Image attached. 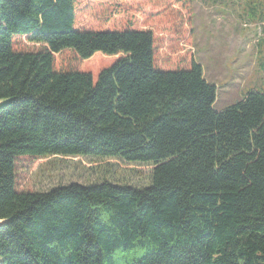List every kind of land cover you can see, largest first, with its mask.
<instances>
[{
  "label": "trees",
  "instance_id": "trees-1",
  "mask_svg": "<svg viewBox=\"0 0 264 264\" xmlns=\"http://www.w3.org/2000/svg\"><path fill=\"white\" fill-rule=\"evenodd\" d=\"M168 1L147 28L122 0H0V264H264V93L215 110L189 52L157 66L161 10L190 17ZM63 50L88 69L56 70ZM49 155L149 163L151 185L17 190V157Z\"/></svg>",
  "mask_w": 264,
  "mask_h": 264
},
{
  "label": "rangeland",
  "instance_id": "rangeland-1",
  "mask_svg": "<svg viewBox=\"0 0 264 264\" xmlns=\"http://www.w3.org/2000/svg\"><path fill=\"white\" fill-rule=\"evenodd\" d=\"M87 1L78 0V3ZM121 3L133 11L122 25L138 27V21H143L141 26L156 27L154 17H148L154 10L146 0H122ZM161 11H165L164 16L158 20L163 27L165 25V31L160 32L162 44L156 47L157 66L169 68L177 60L174 54L184 52L185 58H189L190 53L202 66L204 78L216 85L215 110L236 103L249 91L264 93V0H191L189 18L173 2ZM13 46L16 50H39L43 47L30 42L26 36L14 37ZM161 47H164L163 51ZM95 56L102 59L99 64L116 58V55L101 53H95L92 58ZM54 68L88 69L72 50L54 53ZM151 168L149 163L127 162L114 157L20 156L15 163L16 189L45 192L70 183L92 185L103 181L145 188L151 185ZM130 254L118 251L114 255L115 263L130 262Z\"/></svg>",
  "mask_w": 264,
  "mask_h": 264
},
{
  "label": "water",
  "instance_id": "water-1",
  "mask_svg": "<svg viewBox=\"0 0 264 264\" xmlns=\"http://www.w3.org/2000/svg\"><path fill=\"white\" fill-rule=\"evenodd\" d=\"M1 103V102H0ZM3 220H0V224H2Z\"/></svg>",
  "mask_w": 264,
  "mask_h": 264
},
{
  "label": "crops",
  "instance_id": "crops-1",
  "mask_svg": "<svg viewBox=\"0 0 264 264\" xmlns=\"http://www.w3.org/2000/svg\"><path fill=\"white\" fill-rule=\"evenodd\" d=\"M215 85V84H214ZM216 86V85H215Z\"/></svg>",
  "mask_w": 264,
  "mask_h": 264
}]
</instances>
